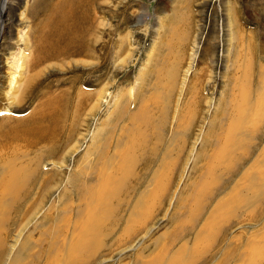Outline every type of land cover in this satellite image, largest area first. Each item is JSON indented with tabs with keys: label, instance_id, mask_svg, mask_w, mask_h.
Instances as JSON below:
<instances>
[{
	"label": "rangeland",
	"instance_id": "1",
	"mask_svg": "<svg viewBox=\"0 0 264 264\" xmlns=\"http://www.w3.org/2000/svg\"><path fill=\"white\" fill-rule=\"evenodd\" d=\"M3 1L6 25L3 31L0 28V119L11 116L24 120L43 98H68L63 126L70 131L66 130L69 137L76 134L74 143L62 154L64 158L50 157L49 145L44 143L33 149L21 148L28 155L23 160L26 163L43 158L42 179L47 183L53 179L54 189L47 207L41 213L35 208L25 219L27 228L15 232L17 238L6 241L10 253L5 264H36L33 259L39 253L42 256L38 264H71L74 244L80 256L73 254L77 261L72 260V264H264V176L259 189L254 176L264 173V0H95L88 8L84 3L76 13L94 23L87 36L88 44L94 41L90 49L85 46L82 54L64 55L38 67V72L42 69L38 78L41 91L18 105H11L8 99L20 96L26 77L15 76L14 80V74L9 75L16 71L13 63L31 54L33 40L27 38L39 33V28L48 22L46 10L56 7L59 0H0V10ZM157 68L164 84L159 89L154 73ZM172 68H178V77L176 87L168 88L166 76ZM23 74L26 76V71ZM82 93H100L99 107L93 111L91 102H81ZM140 103L156 126L168 113V124L160 133L166 139V143L162 141L164 147H169L178 163L162 171L159 163L152 165L137 194L129 191L138 186L142 164L133 168L138 176L113 182L109 186L113 197L106 207V218L100 230L88 238L91 245L86 252L77 239L85 213L88 216L86 203L90 204L91 199L78 195L77 189L94 187L98 182L77 175L83 170L93 172L97 160L91 152L93 148L103 150L106 142L117 136L113 134L124 132L123 127L130 128L119 115L126 108L134 112ZM9 107L11 115H6ZM60 115L46 122L52 130ZM240 117L243 122L237 126H245L242 134L244 129L251 133L230 154L232 161L223 164L233 170L242 166L240 175L233 179L214 158L215 148L219 136H226L223 131L237 124ZM14 122L0 121L5 128ZM219 122L225 124L224 130ZM177 126L181 129L180 144L173 136ZM147 130L153 132L152 126ZM231 136L238 141L239 137ZM150 139L155 142L154 137ZM5 143L0 134V155L14 157L18 149ZM157 169L164 177L154 175ZM60 174L64 175L62 182L57 180ZM64 188L67 192L63 205L60 197ZM234 195L238 200L233 199ZM222 200L229 205L211 223L209 214ZM48 207L53 209L54 218L46 224L42 217ZM28 235L32 241L24 246ZM184 246L187 248L180 252ZM26 248L29 252L25 254Z\"/></svg>",
	"mask_w": 264,
	"mask_h": 264
},
{
	"label": "bare ground",
	"instance_id": "2",
	"mask_svg": "<svg viewBox=\"0 0 264 264\" xmlns=\"http://www.w3.org/2000/svg\"><path fill=\"white\" fill-rule=\"evenodd\" d=\"M93 2H95V0H59L56 3V7L51 8V9L48 7V10H46V19L48 18V22L44 26H41L39 28L40 31L38 34H36L35 36H32L30 38H27L28 41L33 40L31 54H28V56L27 55L20 56L18 61H15L13 63L16 71L14 73L9 74V75L11 76L12 74H14V76L12 77V78H14V80L16 79L15 76H18L19 78H25V77L26 78L24 80V84L22 85L23 87L21 86V90L18 92V93H20V96L15 98V99H13V98L8 99L9 103L11 105L22 104L23 101L27 97L32 96V98H33L34 94L36 92H38V90L40 89L38 87V85L41 84L40 80L38 81V78L40 77V75H42V69H40L39 72L36 69H38V67H40L42 64H44L45 62L57 59L61 56L71 54V53L72 54H82L83 52H81V51H84L85 46L87 48L89 47V49H90L91 43L94 41L91 39L92 42L90 44H88L87 36L90 33V31H92V29L94 28V23L90 22L91 23L90 24L84 16L81 19L82 13L77 14L76 10L77 9L81 10L82 4H83V6L86 4L87 8H88V6L91 5ZM5 4H6L5 1H3V6H2V9L0 10V19L2 20V23L0 22L1 31L4 30L3 28L6 25V21L3 20V14L5 11ZM69 7H71V8L69 9ZM84 8H86V7H84ZM87 8L85 9V11L88 10ZM79 21L81 23H79ZM85 24H86V26H85ZM1 35L2 34H0V36ZM186 38L188 39V37H186ZM3 39H5V36L2 38V40ZM89 40H90V37H89ZM30 55H31V58L29 57ZM86 55H87V53H86ZM175 64H177V63H175ZM1 66L2 65L0 64V70L2 68ZM47 68H50V67L47 66ZM157 69L158 70L154 71V73H155L156 78L158 79V84L156 86H157V89H159L164 84L162 82L163 79H161L162 75L160 76V69L159 68H157ZM163 69H165V68H163ZM18 70H19V72H18ZM24 71H26V76H24V74H23ZM17 72L19 75H17ZM46 72H47V70H46ZM161 73H162V70H161ZM177 77H178V68H172L169 71L168 77L166 76L169 83H166L165 86H168V88H175L176 82H177ZM237 84H238V82H237ZM240 87L242 88V86H240ZM14 90H16V88H14ZM40 91H41V89H40ZM174 91H175V89H174ZM44 92L45 91H42L41 97L43 96ZM49 94H46V95H48L47 97H49ZM240 95H242V92ZM65 97H67V96H65ZM164 97H166V96H164ZM81 98H82L81 102H85V103L88 101L91 102L92 103L91 109H93V111H94L99 107L98 101L100 102L99 99L101 98V94L97 93V94L86 95V94L82 93ZM96 98H97V100H96ZM43 99L46 100L47 98H43ZM67 99L66 98L60 99V98L56 97V98H49L46 101L41 100V102L38 103V105L33 110V112L28 117H26V119H24V120H15L11 116L4 117V118L0 119L1 122L12 121V120L15 121L12 125H10L7 128H5L6 125L4 126V124L0 123V134H2L3 138L5 139V141H6L5 144H8L9 146L15 147L18 149V151H14L16 153V155L15 156L13 155L14 157H12V158L7 157L8 153L4 157L2 155H0V264H5L6 260L8 259L7 256H9L8 253H10V251L8 250L9 247H8V244L6 241L10 237H13L14 239L17 238V236H15L14 233L15 232L17 233V231H18V233H20L21 231H24L27 228V226L29 224L27 225V222L25 223V219L28 215H30L34 211L35 208L37 209L38 212L41 213L42 210L47 207V205L49 203L47 199H49L50 191H53L52 189H54V187L52 186V185H54L53 179L51 180L50 183H47V179H44V178L42 179V170L45 166L44 165L45 161H44V163H42L43 158L39 159V157H38V159L36 158L35 160L28 161L26 163L23 160L28 155H26L25 154L26 152H24L21 148L24 147V148L28 149V147H29V148L33 149L37 145L44 143V145L45 144L49 145V147H47V146L46 147L49 148L50 157H56V156L61 155L64 158V156L62 154L68 149V147L71 146V143L74 141V139L76 137L75 133L69 137L68 132H70V131H68L67 127L63 126L65 123V120L67 118V115H66V109L68 107ZM142 101H144V100L142 99ZM140 104L141 105L137 106L134 109V112H130V110L128 108H126V111L124 110L125 113H121L119 115V117H123V120L127 121L130 124V128L123 127L124 132L122 130V133L120 132V134H118V133L113 134V135H117V136L114 137V139L112 136L110 139V142H106L107 145L103 146V148H104L103 150L96 148V146L93 148V150L91 152L95 156V158L97 159L92 166L93 172L91 174H89L83 170L81 173L79 172V174L77 175L83 179H85V178L96 179L98 182L94 187H88L87 186L84 188L79 187L77 189L78 195H84L87 197L88 200H89L88 196H90V199H91L90 204L86 203V207L88 209L87 213H88L89 217L85 213L86 219H85V222L81 228V234L78 237V239L76 238L78 240L79 244L83 247V249L85 251H86V249H89V247L91 245L88 238H90L92 236L91 234L93 232L100 230L103 219L106 218V214H105V211L107 210L106 207H109V203H111L110 201L113 197V195H109V186L113 182L116 183V180L120 179L121 177L125 178V180H127L128 177L138 176V175L134 174L135 172H134L133 168L136 165L142 164L143 165V172L139 175V177H137L138 182H139L138 183L139 187L138 186L134 187V188L130 189V191H129V194L130 193L132 195H133V193L137 194V193H139L140 189L145 185V179L148 175V171L150 170L149 168H151L152 165H156L159 163L158 168H161V171H162L163 169H166V168L170 170V168L174 164L178 163L177 159L172 156V152H171V150H169V147H166V148L164 147V145L166 143V139L164 140V138L162 136L163 133H160L162 130L163 131L165 130V127L168 124V121H169V119H168L169 116L167 113L168 111L167 112L165 111L167 114L164 117H162V119L158 123V126H156L154 123L155 122L154 118L150 117L149 115H146L147 112L145 111V107L142 105V103H140ZM88 105H89V103H88ZM236 105H238V104H236ZM19 106H16V107L18 108ZM162 106H164V105H162ZM19 108H21V107H19ZM228 108H226V111H228L227 110ZM9 109H10V107L8 108V112L6 115H11V112H10L11 110H9ZM236 111H238V110H236ZM236 111H234V113ZM59 114H61L59 120L53 124L55 130H52V128L46 122L51 121L54 116L59 115ZM215 114H217V113H215ZM225 115H226V113H225ZM225 118H227V117H225ZM247 119L250 120V118H247ZM223 121H225V120H223ZM237 121H236L237 124L232 123L231 125H229L227 127L226 131L224 130L225 124L223 125L219 122L220 125L219 124L218 125L221 129L224 130L223 132L226 134V136L224 137V139H223V137L219 136V140L216 143L217 147L215 148V151H217V154L214 157V158H216L217 161L220 162V164H219L220 167L222 169L224 168L226 170V172L228 173V175L229 174L232 175L233 179L240 175V171L242 169V166L240 167V169H237V170L234 169L233 170L232 168H227V166H223V164L225 163V161L226 162L232 161V156H230V154L231 153L233 154L234 151H237L242 145V138H249L250 137L249 133H251V132H249L250 130L247 132V129H244V130H246V132H244L242 134V129L245 128V126H243L242 129H240V126L239 127L237 126L239 124H242V122H243L242 117L238 118ZM226 122H227V120H226ZM214 124H216V123H212V127H216ZM150 125L152 126L153 132L147 130V128ZM180 126L179 127L177 126V132L173 135V136H175L176 139L178 138L177 141L179 142V144L181 142L180 134L178 133V132H180V131H178L180 129ZM185 126L187 127V125H184V127ZM189 126H191V124ZM143 128L146 130H144ZM255 129L257 130V128H255ZM66 130L68 132H66ZM115 130H117V129H115ZM148 131L150 132L151 136L148 133ZM253 131H255V130H253ZM2 132H4V135ZM254 133L255 132H253V134ZM225 134H223V135H225ZM231 135H234V136L236 135L237 137H239L238 141L235 142V137H232ZM77 136H79V135H77ZM147 137H149V138H147ZM152 137H154L155 142H151L150 138H152ZM184 137H186V135ZM212 137H213V135H212ZM112 139H113V141H112ZM148 139H150V144L148 142ZM186 139H187V137H186ZM210 139H212V138H210ZM114 140H116V141H114ZM207 140H208V138H207ZM76 141H78V140H76ZM162 141L165 143L163 144ZM96 143H99V141L97 140ZM111 143H112V145L106 150V148ZM14 144H15V146H13ZM78 146H79V144H78ZM151 146H153V147H151ZM74 148H77V146L75 145ZM39 149H40V147H39ZM42 150H44V149H42ZM104 150H106V151L103 152ZM111 151H114L113 156L111 155ZM202 155H204V154H202ZM139 157H141L142 159L140 160ZM38 160H41V161H38ZM29 162H32L35 167L33 166L34 167L33 168L32 164ZM58 164L59 163L57 162V165ZM63 165H64V163H63ZM165 166H167V167H165ZM154 175L158 176V177H164V173L160 172L159 169L156 170ZM248 176H250V175H248ZM254 176L256 179V187H258V189H259V188H261V185L263 184L261 182V177L264 176V173L260 172ZM63 177H64V175L60 174V177H57V180L62 182L61 180H64ZM74 177H76V175H74ZM79 177H77V178H79ZM41 179H42V181H41ZM71 180H74V179H71ZM125 180H124V182H125ZM246 181H248V180L246 179ZM124 186H125V184H124ZM121 189L123 190V188H121ZM42 190L44 191L43 194H42ZM263 190H264V188H263ZM66 192H67V190L64 188V190H62V194L60 197V201H61V203L63 202L62 203L63 205L65 204ZM138 196L140 197V194H138ZM142 196L143 197L146 196V193H145V195H142ZM235 198L236 197L234 195L233 199H235ZM117 199H118V197H117ZM236 199L238 200V198H236ZM225 202H227V201H225ZM225 202L222 200L217 204V206L215 208L213 207L214 211L211 213V215L209 214V216H211V217L210 218L208 217L210 219L211 223L214 219H216L215 217H217V214L220 211H223V208H227V206L229 204H227ZM215 203H217V201ZM210 205H212V204H210ZM124 206H125V204H124ZM261 206H262V203H261L260 207ZM65 208H66V206H65ZM113 209H115V208L113 207ZM261 209H262V207H261ZM52 210H51V207H48L46 209V211L43 213L42 218L44 221H46V224L52 223V221H53L54 217L51 216ZM197 210H199V208ZM254 210H252V211H254ZM254 214H255V212H254ZM114 215H115V213H114ZM219 215L220 214H218V216ZM61 216L63 218L64 213H61ZM85 216H84V218H85ZM108 216H110V215H108ZM221 219H224V217H221ZM199 221L197 220L196 222H199ZM41 222H43V221H41ZM28 223H30V222H28ZM219 224H221V223H219ZM37 225H36V227H37ZM205 227H206V225H205ZM208 228H209V226H208ZM49 229H51V228H49ZM49 229H47V231H49ZM131 232H133V231H131ZM29 233H31V231ZM129 234H131V233L129 232ZM29 235L33 236L32 233ZM29 235L26 238L24 237V240H25L23 242L24 246H28L29 242L32 241V236H29ZM97 236H95L94 238L97 239ZM74 243H76V242H74ZM75 245L76 244L71 246V247H73V254L76 253V255L79 254V256H80V253L78 251L79 249L77 250L74 247ZM82 247H80V248H82ZM186 248L187 247H185V246L182 247L180 252L184 251ZM12 249H13V247L11 248V252H12ZM71 250H72V248H71ZM26 252H29L28 248L25 249V254H26ZM62 252H64V251H62ZM59 253L61 254L60 250H59ZM73 254L71 255L72 258L70 257L71 258L70 259L71 264L74 263L75 261H77L73 258V256H74ZM81 254L83 255V253H81ZM176 254H177V252H176ZM41 256H42L41 253H39L37 255L35 254V257L33 259L34 263L38 264V262L41 261ZM85 256H86V254H85ZM172 258H174V257H172ZM72 260H75V261H72ZM80 260H82V259H80ZM61 261H59V262L63 263V259ZM79 262H81V261H79ZM84 263H87V262H84ZM63 264H65V261Z\"/></svg>",
	"mask_w": 264,
	"mask_h": 264
}]
</instances>
